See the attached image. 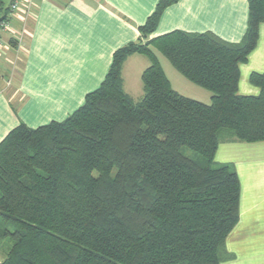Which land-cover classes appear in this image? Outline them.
<instances>
[{"label":"trees","instance_id":"1","mask_svg":"<svg viewBox=\"0 0 264 264\" xmlns=\"http://www.w3.org/2000/svg\"><path fill=\"white\" fill-rule=\"evenodd\" d=\"M12 1V0H11ZM160 0L137 42L113 54L100 87L62 122L20 123L0 142V264H222L239 221L241 186L215 161L226 141H264V73L239 94L241 65L259 42L264 0H248L239 43L212 32L153 37ZM9 7L0 0V23ZM154 49L210 104L175 91ZM147 57L143 96L123 88L132 55ZM189 149L196 154H184Z\"/></svg>","mask_w":264,"mask_h":264},{"label":"crops","instance_id":"2","mask_svg":"<svg viewBox=\"0 0 264 264\" xmlns=\"http://www.w3.org/2000/svg\"><path fill=\"white\" fill-rule=\"evenodd\" d=\"M159 1L33 0L30 12L22 7L12 14L10 31L1 33L0 58L12 70L6 77L0 71V142L20 123L37 128L62 122L80 108L105 79L114 52L139 40V27ZM248 17V0H178L164 10L153 37L175 30L212 32L239 43ZM259 34L256 49L240 68L241 95L259 94L250 76L264 73V24ZM137 56L143 55L130 56L122 69L123 88L134 101L143 92L135 97L128 92L125 70L135 58L142 60ZM215 161L231 165L241 186L239 221L226 240L232 257L222 264H264V141L222 142Z\"/></svg>","mask_w":264,"mask_h":264},{"label":"rangeland","instance_id":"3","mask_svg":"<svg viewBox=\"0 0 264 264\" xmlns=\"http://www.w3.org/2000/svg\"><path fill=\"white\" fill-rule=\"evenodd\" d=\"M11 3V0H5V6L6 8L9 7ZM154 52L167 76L169 79L173 89L177 91L178 93L182 94L185 97L190 98H197L200 100V102H205L207 104H210V96H212V93L193 84L190 82L187 78H185L182 74H180L175 67L172 65V63L158 50L154 49ZM140 57L139 61H136L135 58L130 64H127V68L125 70V87L134 97L143 92V84H142V71L144 69L146 63V68L150 65L149 59L143 56H137ZM141 65H140V64ZM11 67L12 65L8 62V60L4 57L0 58V71H2L5 74L11 73ZM8 78V77H7ZM140 100V99H135ZM184 154L190 158H195L196 154L189 150L184 149ZM219 165V164H218ZM1 258V255H0Z\"/></svg>","mask_w":264,"mask_h":264},{"label":"built area","instance_id":"4","mask_svg":"<svg viewBox=\"0 0 264 264\" xmlns=\"http://www.w3.org/2000/svg\"><path fill=\"white\" fill-rule=\"evenodd\" d=\"M33 0H12L10 5H9V17L17 13L18 11L21 10L22 7L25 8L27 12H30ZM8 20L2 21L0 23V47L2 46V38H1V33L10 31V21Z\"/></svg>","mask_w":264,"mask_h":264}]
</instances>
